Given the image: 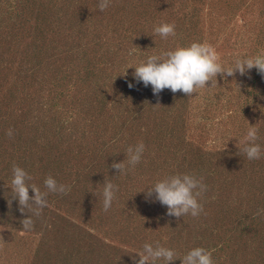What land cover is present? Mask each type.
Listing matches in <instances>:
<instances>
[{
	"label": "rangeland",
	"instance_id": "374dc122",
	"mask_svg": "<svg viewBox=\"0 0 264 264\" xmlns=\"http://www.w3.org/2000/svg\"><path fill=\"white\" fill-rule=\"evenodd\" d=\"M98 4L0 0V264H135L157 242L177 256L204 247L214 264H264V75L253 67L217 74L192 96L156 95L133 66L192 42L213 46L225 68L255 57L264 52V0ZM163 22L175 35L153 34ZM250 127L256 160L238 148ZM141 141L134 168L111 167ZM13 164L41 191L48 175L71 188L48 193L30 230L21 225L30 213L12 198ZM185 173L203 177L207 190L198 216L177 219L147 191ZM105 177L116 186L107 211Z\"/></svg>",
	"mask_w": 264,
	"mask_h": 264
},
{
	"label": "clouds",
	"instance_id": "9594fccd",
	"mask_svg": "<svg viewBox=\"0 0 264 264\" xmlns=\"http://www.w3.org/2000/svg\"><path fill=\"white\" fill-rule=\"evenodd\" d=\"M110 6V0H99L98 8L104 11ZM153 34L167 38L175 35V25L171 23H160L153 29ZM135 49L129 51L132 55ZM220 57L213 46L207 42H192L187 46H177L174 50H169L161 55H151L146 60H142L135 68L134 77L137 82H143L145 86L151 85L153 93L159 95L164 89H170L173 93L182 91L187 96H192L199 89L207 86L208 81L212 85L216 83L217 74H224L225 77L235 75L237 71L244 75L248 70L256 67L257 71L264 75V52L246 59H236L234 67L225 68L220 62ZM130 66V67H133ZM126 74V73H124ZM133 85L129 83V87ZM9 137L13 135L11 129L6 133ZM258 139V129L248 128L244 140L238 144L239 151L246 154L248 160L261 158V147L256 143ZM145 151L144 143L138 142L130 145L126 149V158L122 162H113L112 168L118 173H123L127 166L135 167L142 158ZM13 178L11 189L13 199L18 198L19 210L21 213L28 212L26 218L21 220L22 230H30L34 226L32 215L39 216L44 207L47 206V195L49 192L67 194L71 188L64 184H58L52 175H48L44 180L47 191L41 189L35 183H28L32 177L20 166L13 164ZM34 191V196L29 195V189ZM207 190L203 183V177L197 178L193 174H176L166 176L158 180L153 186L148 188L147 196L152 197L155 193V200L167 206L169 216L179 219L181 216L191 214L196 217L203 211V205L198 198ZM116 186L106 177L102 190L103 209L107 211L115 198ZM11 205V200H9ZM259 214V213H258ZM139 259L135 264H156V261L163 259L166 264L177 258L181 259V264H214L212 251L204 247H194L183 256H177L172 249L163 247L157 242L156 246L145 243L143 251L137 252Z\"/></svg>",
	"mask_w": 264,
	"mask_h": 264
}]
</instances>
